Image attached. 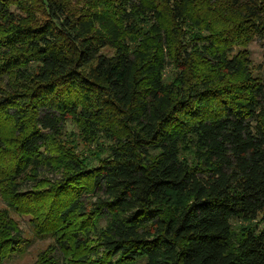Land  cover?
Returning <instances> with one entry per match:
<instances>
[{"label":"trees","instance_id":"trees-1","mask_svg":"<svg viewBox=\"0 0 264 264\" xmlns=\"http://www.w3.org/2000/svg\"><path fill=\"white\" fill-rule=\"evenodd\" d=\"M254 39L264 45V0H0L11 199L51 188L48 175L73 194L47 209V264H264ZM75 218L80 232H66Z\"/></svg>","mask_w":264,"mask_h":264},{"label":"rangeland","instance_id":"rangeland-1","mask_svg":"<svg viewBox=\"0 0 264 264\" xmlns=\"http://www.w3.org/2000/svg\"><path fill=\"white\" fill-rule=\"evenodd\" d=\"M71 6L78 10L84 6V3L73 1ZM245 49L251 61L250 67H252V73L264 80V45L254 39L245 46ZM111 52V49H104L102 51L105 55L111 54ZM9 133L7 132V134ZM63 135L68 138L64 140L68 143H71L75 138L77 139L78 130L76 124L73 122L67 123ZM65 145L69 144L65 143ZM52 147L54 148L53 143ZM14 149L15 147L9 146V150H12V152H9L12 160L7 158L8 156H0V160L2 159L0 161V264H47L52 258V253L56 252L53 251L51 253L50 251V248L56 243V236L51 234L50 229L45 225L51 219L50 217L48 220L46 217L48 213L47 209H62L63 205L70 200L73 194L68 193L69 190L66 188V183L68 182H64L63 185H59L58 187H53L56 185V182L53 181L54 176L48 175L47 178L52 180L49 182L51 188L47 189L46 183L40 184L34 191L32 190L33 192L27 193L28 195L24 194L20 203L13 201L7 185L6 173L11 169L12 163H14ZM83 150L85 148L80 143L79 149L76 152L82 153ZM9 153L8 155L10 156ZM51 154L55 156L56 152L54 149ZM82 154L84 155V151ZM58 188H62L61 192ZM25 190L29 191V186ZM52 201L54 203L49 208ZM93 201L94 199L85 197L83 201L84 206L91 209ZM58 215L59 211L54 214L56 217ZM55 222H57V226H60L58 220H55ZM72 223L73 225L66 232H80V220L75 218ZM8 225L9 227H13L15 231L18 230L22 233V243L19 246L6 247V244L3 242V238L10 239L9 234L11 231L7 229ZM88 244L90 245V243ZM64 254L66 255L67 253Z\"/></svg>","mask_w":264,"mask_h":264}]
</instances>
